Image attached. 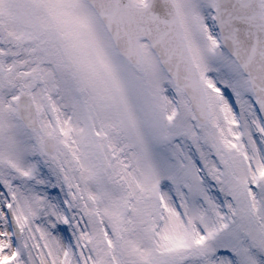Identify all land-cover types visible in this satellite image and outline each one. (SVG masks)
Wrapping results in <instances>:
<instances>
[{
  "label": "snow or ice",
  "instance_id": "obj_1",
  "mask_svg": "<svg viewBox=\"0 0 264 264\" xmlns=\"http://www.w3.org/2000/svg\"><path fill=\"white\" fill-rule=\"evenodd\" d=\"M0 264H264V0H0Z\"/></svg>",
  "mask_w": 264,
  "mask_h": 264
}]
</instances>
